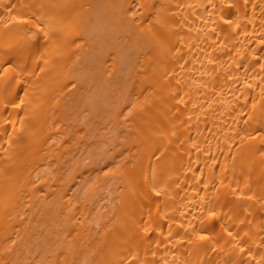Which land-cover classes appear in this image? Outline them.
<instances>
[{
  "label": "bare ground",
  "instance_id": "obj_1",
  "mask_svg": "<svg viewBox=\"0 0 264 264\" xmlns=\"http://www.w3.org/2000/svg\"><path fill=\"white\" fill-rule=\"evenodd\" d=\"M0 264H264V0H0Z\"/></svg>",
  "mask_w": 264,
  "mask_h": 264
}]
</instances>
